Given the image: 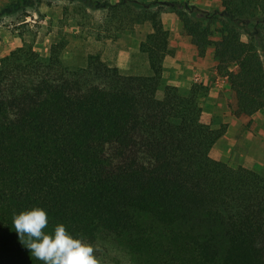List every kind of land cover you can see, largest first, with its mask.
I'll return each mask as SVG.
<instances>
[{
  "label": "trees",
  "instance_id": "1",
  "mask_svg": "<svg viewBox=\"0 0 264 264\" xmlns=\"http://www.w3.org/2000/svg\"><path fill=\"white\" fill-rule=\"evenodd\" d=\"M135 1L108 5L99 28L116 37L148 23L139 49L150 75L123 74L99 54L71 67L63 41L47 55L23 43L0 58V264H43L13 226L37 207L46 233L64 224L129 264H264V178L209 157L223 130L195 114L194 87L156 99L170 53L165 8ZM220 6L196 18L169 10L201 53L213 48L235 115L264 112V0Z\"/></svg>",
  "mask_w": 264,
  "mask_h": 264
},
{
  "label": "crops",
  "instance_id": "2",
  "mask_svg": "<svg viewBox=\"0 0 264 264\" xmlns=\"http://www.w3.org/2000/svg\"><path fill=\"white\" fill-rule=\"evenodd\" d=\"M109 1L115 2L118 0ZM160 1L164 4L166 0ZM172 1L180 7H198L205 11L218 7L221 10L220 0ZM160 20L163 27L169 32L168 48L170 53L162 61V73L156 90V98L160 100L163 97L164 90L168 87H174L182 94L189 92L194 87L193 76L199 75L203 88L196 91L194 111H199L200 119L205 124H212V121L223 116V123L226 129L222 137L214 143L211 152L212 157L221 161H226L230 157L231 148L226 151L220 149L222 148L221 141L224 137L230 138L233 133L239 136L241 145L248 147L252 145L258 151L264 150V112L257 111L252 115H235V94L229 87L226 78L220 76L217 71L213 48L208 47L201 53L191 42V38L184 32L182 23L175 12L168 9L162 11ZM95 31L96 42H112V45L115 46L109 48L108 52L105 51L109 57H107L108 55L104 57L103 54L97 52L103 61L116 66L121 73L126 75L151 74L147 55L139 49L140 42L144 40L145 34L150 31L148 23L136 24L132 28L121 31V35H125L122 41L120 34H118L117 38H111L103 37L100 28ZM3 38L0 39L2 50L6 46L13 45L10 48L13 49L15 45H20L18 35L12 38V43L10 44L8 42L6 44ZM214 149H217V152L214 153Z\"/></svg>",
  "mask_w": 264,
  "mask_h": 264
},
{
  "label": "rangeland",
  "instance_id": "3",
  "mask_svg": "<svg viewBox=\"0 0 264 264\" xmlns=\"http://www.w3.org/2000/svg\"><path fill=\"white\" fill-rule=\"evenodd\" d=\"M116 2L118 1L0 0V39L4 37V42L10 44L12 43V38L18 35L20 38L19 46L23 43L30 44L34 51L41 55H47L52 42L63 41L65 42L63 53L65 62L71 67L83 66L86 64L88 54H99L97 52H100L105 57L108 55L105 51L108 52V49L114 46L112 42H96L97 36L95 35V30H98L99 25L105 22L107 6ZM140 2L141 0L135 1L137 4ZM175 4L172 0H166L164 4L162 3L165 10H169L172 7L181 8ZM191 10V15L195 18L202 17V12L218 13L220 11L218 7L206 11L198 7H193ZM101 30L106 37L111 36V38H117L118 36L112 37V35H108L110 33H105L103 29ZM121 33L119 34L121 35ZM124 38L125 35L122 34L120 36L121 41ZM12 46H6L3 50L0 46V58L7 55L16 47H19L15 45L13 49H10ZM220 76L225 77L222 74ZM195 77L199 78L200 76L195 75L192 79L196 92L203 87L201 85V79L199 78L198 81H195ZM195 114L200 118L199 111H196ZM223 122L224 117L222 116L220 119H215L212 121V124L208 125L212 129L223 130L224 133L226 129ZM221 146L222 148L220 150L222 151L231 148L230 157L222 162L228 163L240 174L253 171L264 178V150L258 151L252 145L249 147L241 145V140L236 133L231 134L230 138L224 137L221 141ZM212 147L209 150V157L217 160L211 155ZM213 152H217V149H214ZM94 247L97 249L95 254L100 264H129L125 256L117 252L120 250L113 245L107 246L109 248H104L100 244Z\"/></svg>",
  "mask_w": 264,
  "mask_h": 264
},
{
  "label": "clouds",
  "instance_id": "4",
  "mask_svg": "<svg viewBox=\"0 0 264 264\" xmlns=\"http://www.w3.org/2000/svg\"><path fill=\"white\" fill-rule=\"evenodd\" d=\"M48 222L46 211L38 207L13 216L17 235L36 259L43 264H100L93 245L74 237L64 224L46 233Z\"/></svg>",
  "mask_w": 264,
  "mask_h": 264
},
{
  "label": "built area",
  "instance_id": "5",
  "mask_svg": "<svg viewBox=\"0 0 264 264\" xmlns=\"http://www.w3.org/2000/svg\"><path fill=\"white\" fill-rule=\"evenodd\" d=\"M194 80H195V81H198V80H199V78H198V77H195V78H194Z\"/></svg>",
  "mask_w": 264,
  "mask_h": 264
}]
</instances>
